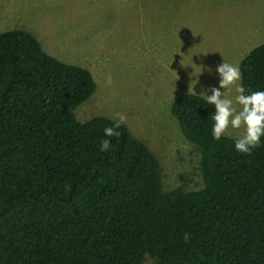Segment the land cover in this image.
<instances>
[{
    "label": "trees",
    "instance_id": "obj_1",
    "mask_svg": "<svg viewBox=\"0 0 264 264\" xmlns=\"http://www.w3.org/2000/svg\"><path fill=\"white\" fill-rule=\"evenodd\" d=\"M239 68L245 94L264 91V42ZM95 89L88 68L29 31L0 32V264H264V136L238 152L236 139H213L215 107L179 93L171 114L199 152L203 186L166 190L127 125L106 137L116 120L76 119Z\"/></svg>",
    "mask_w": 264,
    "mask_h": 264
},
{
    "label": "rangeland",
    "instance_id": "obj_2",
    "mask_svg": "<svg viewBox=\"0 0 264 264\" xmlns=\"http://www.w3.org/2000/svg\"><path fill=\"white\" fill-rule=\"evenodd\" d=\"M23 27L60 61L83 58L96 89L75 108L78 121L125 114L157 157L164 189L197 190L199 152L171 103L181 92L211 95L217 66H239L264 42V0H0V32ZM221 91L239 110L235 90ZM229 132L237 139L244 129Z\"/></svg>",
    "mask_w": 264,
    "mask_h": 264
},
{
    "label": "clouds",
    "instance_id": "obj_3",
    "mask_svg": "<svg viewBox=\"0 0 264 264\" xmlns=\"http://www.w3.org/2000/svg\"><path fill=\"white\" fill-rule=\"evenodd\" d=\"M219 74V86L210 89L211 95H205L208 104L215 106L212 119V137L220 140L225 135H230L229 129H244V132L235 141V149L243 154L251 155L252 150L260 146L261 137L264 136V91H251L245 94V87L241 83L242 73L238 65L225 62L216 68ZM235 90V103L240 105L239 110L234 106L233 99L225 95V91ZM116 123L104 129L106 137H119L118 129L127 120L123 113H115L112 117ZM111 148L110 139H102L100 151H108ZM185 242L190 239V233L183 235Z\"/></svg>",
    "mask_w": 264,
    "mask_h": 264
},
{
    "label": "crops",
    "instance_id": "obj_4",
    "mask_svg": "<svg viewBox=\"0 0 264 264\" xmlns=\"http://www.w3.org/2000/svg\"><path fill=\"white\" fill-rule=\"evenodd\" d=\"M20 25L23 26L21 23H20ZM21 29H25V30H27V28H25V27H23V28H21ZM28 30H29V32H32L31 29H28ZM41 47L44 48L43 46H41ZM53 51H54L55 53H57L56 50L53 49ZM47 52H48V51H47ZM48 54H50V52H49ZM59 54H60V53H59ZM60 55H64V54H60ZM64 56H65V58H67L69 61H71V62H69L70 64L75 62V63H77V64H82L83 66H85V63L83 62V58H78V59H77L75 56H72V55H71L70 57H66V55H64ZM56 58H57V57H56ZM86 66H87V65H86ZM204 97H205V96H204Z\"/></svg>",
    "mask_w": 264,
    "mask_h": 264
}]
</instances>
